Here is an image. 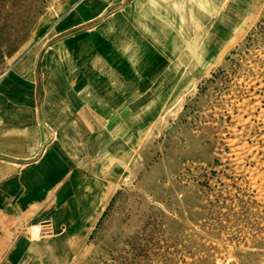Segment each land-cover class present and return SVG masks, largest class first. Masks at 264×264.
<instances>
[{
  "label": "crops",
  "instance_id": "0c3cea01",
  "mask_svg": "<svg viewBox=\"0 0 264 264\" xmlns=\"http://www.w3.org/2000/svg\"><path fill=\"white\" fill-rule=\"evenodd\" d=\"M94 1L75 2L0 74V264H64L72 230L85 231L89 188L103 189L104 158L183 97L186 60L205 64L201 82L262 17L248 18L246 0H219L217 19L184 33L180 0ZM54 222L55 237L43 230Z\"/></svg>",
  "mask_w": 264,
  "mask_h": 264
},
{
  "label": "rangeland",
  "instance_id": "374dc122",
  "mask_svg": "<svg viewBox=\"0 0 264 264\" xmlns=\"http://www.w3.org/2000/svg\"><path fill=\"white\" fill-rule=\"evenodd\" d=\"M77 1L0 0V74ZM246 1L248 18L262 17L233 34L226 64L199 82L205 64L186 60L183 97L104 158L103 189L89 188L95 209L64 264H264V0ZM192 2L173 7L184 33L220 14L219 0H200L199 13Z\"/></svg>",
  "mask_w": 264,
  "mask_h": 264
},
{
  "label": "bare ground",
  "instance_id": "6f19581e",
  "mask_svg": "<svg viewBox=\"0 0 264 264\" xmlns=\"http://www.w3.org/2000/svg\"><path fill=\"white\" fill-rule=\"evenodd\" d=\"M94 200H95V199H94ZM94 200L91 199V198L88 199V202H87V203H88V205H87V211H88V214H90V212L93 211V210L95 209V208L93 207V201H94ZM42 223H43V222H42ZM53 225H54V223H53ZM53 225H52V226H53ZM51 228H52V229H51ZM53 228H54V227H49V228H45V229H43V230H46V231L52 230V231H53ZM40 230H41V228H40L39 226H35V228H34V232H35V233L40 232ZM29 233H30V232H29ZM47 235H48V234H47ZM47 235H46V236H47ZM38 236H39V235H38ZM46 236H45V237H46Z\"/></svg>",
  "mask_w": 264,
  "mask_h": 264
},
{
  "label": "built area",
  "instance_id": "2783aa9c",
  "mask_svg": "<svg viewBox=\"0 0 264 264\" xmlns=\"http://www.w3.org/2000/svg\"><path fill=\"white\" fill-rule=\"evenodd\" d=\"M212 75H215V73H212Z\"/></svg>",
  "mask_w": 264,
  "mask_h": 264
}]
</instances>
